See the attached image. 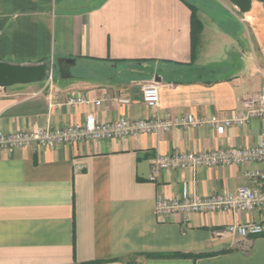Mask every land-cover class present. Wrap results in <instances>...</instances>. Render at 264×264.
I'll list each match as a JSON object with an SVG mask.
<instances>
[{"label": "crops", "instance_id": "0c3cea01", "mask_svg": "<svg viewBox=\"0 0 264 264\" xmlns=\"http://www.w3.org/2000/svg\"><path fill=\"white\" fill-rule=\"evenodd\" d=\"M191 6L203 24L195 57ZM58 58L76 61L72 78L61 79ZM0 61L54 68L49 84L0 88L2 133L80 124L92 112L106 122L224 119L264 92V4L253 0L242 13L230 0H0ZM153 82L160 101L151 107L143 88ZM76 96L103 100L67 103ZM263 139L264 119H254L223 135L206 124L175 125L135 138L0 150V264H264V235L215 234L264 223V210L192 214L188 222L154 214L160 198L234 192L264 164L162 170L150 179L158 153Z\"/></svg>", "mask_w": 264, "mask_h": 264}, {"label": "built area", "instance_id": "2783aa9c", "mask_svg": "<svg viewBox=\"0 0 264 264\" xmlns=\"http://www.w3.org/2000/svg\"><path fill=\"white\" fill-rule=\"evenodd\" d=\"M53 66L47 78L49 84L53 77ZM102 100H92L86 96L68 97L67 103L93 104L99 106ZM143 101L148 106H157L160 101L159 85L149 83L143 88ZM119 102L127 104L128 99L121 98ZM246 108L233 116L218 118H196L189 113L179 121L142 119L131 120L120 118L113 122L99 121L95 113L87 114L85 121L67 127L50 128L38 127L30 131L0 132V150H13L31 147L35 150L55 148L64 144L85 141L113 140L135 138L141 134H161L171 130L175 125L182 127H199L209 125L220 135L233 126H245L254 119H264V92L257 98L248 99ZM247 163L264 164V139L254 147L224 149L211 152H175L163 155L158 153L153 162L151 180L155 181L162 170L196 169L200 167L232 166ZM251 183L241 186L234 192L217 194L207 197H194L184 193L181 198L168 200L158 199L154 214L167 216L183 214L188 222L192 214H206L219 212H252L256 209L264 210V169H255L247 173ZM218 236L230 234L237 238H249L264 235V223L230 224L215 232Z\"/></svg>", "mask_w": 264, "mask_h": 264}, {"label": "water", "instance_id": "95a60500", "mask_svg": "<svg viewBox=\"0 0 264 264\" xmlns=\"http://www.w3.org/2000/svg\"><path fill=\"white\" fill-rule=\"evenodd\" d=\"M242 13L250 11L253 0H230ZM264 4V0H256ZM76 61L71 58H58L55 68L61 79L72 78V67ZM51 69L50 62L37 64H20L0 61V88L14 85H26L47 80Z\"/></svg>", "mask_w": 264, "mask_h": 264}, {"label": "trees", "instance_id": "16d2710c", "mask_svg": "<svg viewBox=\"0 0 264 264\" xmlns=\"http://www.w3.org/2000/svg\"><path fill=\"white\" fill-rule=\"evenodd\" d=\"M192 8V19H191V25H192V31H191V39H192V57H195L198 53L200 42H201V33L203 29V24L201 20L199 19L197 15V11L194 8V6H191ZM163 257L167 255H152L148 254V257ZM171 256L174 257H187V256H193V257H200L203 256L202 254L197 255H191V254H182V253H176L171 254ZM110 261H119L118 259L110 260Z\"/></svg>", "mask_w": 264, "mask_h": 264}, {"label": "rangeland", "instance_id": "374dc122", "mask_svg": "<svg viewBox=\"0 0 264 264\" xmlns=\"http://www.w3.org/2000/svg\"><path fill=\"white\" fill-rule=\"evenodd\" d=\"M188 1L191 2V3H195L196 2V0H188ZM88 71H89L88 73L90 75L91 71L90 70H88ZM105 71L108 72V73H115L113 69H106ZM53 79H56V80L59 79V77H57V74L54 75ZM45 81H43V82H45Z\"/></svg>", "mask_w": 264, "mask_h": 264}]
</instances>
